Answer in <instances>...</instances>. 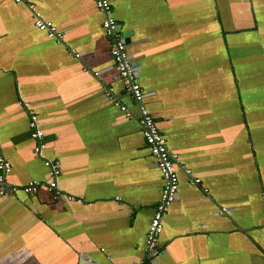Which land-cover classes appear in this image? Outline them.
Returning <instances> with one entry per match:
<instances>
[{
    "label": "crops",
    "instance_id": "crops-1",
    "mask_svg": "<svg viewBox=\"0 0 264 264\" xmlns=\"http://www.w3.org/2000/svg\"><path fill=\"white\" fill-rule=\"evenodd\" d=\"M109 1L149 112L199 179L177 166L162 251L149 264H264V0ZM34 11L60 43L35 26ZM102 19L93 0H0L6 182H40L0 195V264L143 258L162 179L135 118L106 95L133 109ZM24 103L43 156L59 160L57 191L33 156Z\"/></svg>",
    "mask_w": 264,
    "mask_h": 264
},
{
    "label": "built area",
    "instance_id": "built-area-1",
    "mask_svg": "<svg viewBox=\"0 0 264 264\" xmlns=\"http://www.w3.org/2000/svg\"><path fill=\"white\" fill-rule=\"evenodd\" d=\"M16 3L25 2V0H14ZM96 7L102 12V28L104 34L110 40V54L113 59L114 66L122 84V89L129 96L131 106L123 102H119L116 98L112 97L109 92L106 95L112 98L114 104L124 112L127 116L135 118L145 143L148 146L149 153L158 168L162 186L160 188L159 197L155 204L152 217L149 222L148 230L145 235L143 245V258L137 264H149L152 258L162 251L159 246V235L162 232L163 219L168 211L172 201L176 197L178 188V173L177 166H179L190 178L192 184L199 182L198 178L191 176L190 170L178 162V156L172 153L168 146L166 138L159 131L156 122L149 112L144 102V92L137 80V70L133 60L129 54L127 44L124 39V34L120 26L113 16L112 7L109 0H93ZM28 8L33 10V4L28 3ZM34 24L35 26L46 33L50 38H53L57 43L62 40V33L58 32L56 27L51 21L44 20L40 13L34 11ZM76 56L78 53L73 51ZM26 113L28 115V130L30 138L33 140L34 145L32 148L33 156L41 158L44 166L48 169L49 180L46 184L48 190L57 191L58 176H59V160L57 158H46L43 156V149L45 146L43 140V132L38 126L36 113L24 103ZM10 171L9 161L0 152V195H5L10 192L22 190L25 193H32L40 186V182L30 180L23 185H12L6 182V176ZM69 199H72L69 196ZM223 209L219 213H221ZM88 264H113V263H96L88 262Z\"/></svg>",
    "mask_w": 264,
    "mask_h": 264
}]
</instances>
